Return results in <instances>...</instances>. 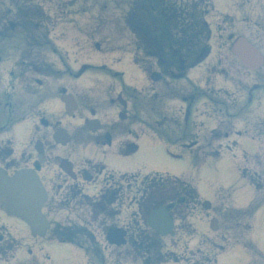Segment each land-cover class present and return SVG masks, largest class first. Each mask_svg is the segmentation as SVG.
I'll list each match as a JSON object with an SVG mask.
<instances>
[{
    "label": "rangeland",
    "instance_id": "374dc122",
    "mask_svg": "<svg viewBox=\"0 0 264 264\" xmlns=\"http://www.w3.org/2000/svg\"><path fill=\"white\" fill-rule=\"evenodd\" d=\"M103 5L110 3L115 5L109 0H83L82 6H86L89 9V13L86 15V21L81 22L79 19L73 22H64L62 25L56 26L50 34V38L56 42L58 48L64 49L62 52V59L64 58L69 61L71 69L77 67L79 58L82 57L81 62H84L85 59L87 62H92L96 64L107 63L114 67L115 69L125 70L130 64H133L129 58L124 57L121 63L117 62L119 54L106 55L110 53H105L103 51H97L94 47V43L91 42L92 35H95V38L100 36L94 32L96 25V7L98 5ZM231 0H219L220 6L225 7L226 4L230 6ZM48 5V3L46 4ZM78 5H80L78 3ZM255 19V18H254ZM256 21H263L262 24L258 23L254 28L247 29L244 33L251 39L253 42H256L259 45V48L264 52V19H258ZM119 27L113 24H107L105 27L104 35L105 37L109 36L114 38H120L121 33ZM118 29V31L116 30ZM109 33V34H108ZM85 35L87 40H79L82 36ZM120 35V36H119ZM73 40H78L77 44L73 43ZM87 45L84 48L83 52H80L78 47ZM69 51L70 56L67 57L66 52ZM60 53L57 55H50V60L55 63L56 69H65L64 62H60ZM233 57V56H232ZM229 56L227 60H224L221 65L216 64L215 71L212 74V81L206 84L201 83L202 91L206 94L212 91H218L215 96V105L216 107L220 106L223 96H220L221 93L226 92L224 89L220 90L221 87H230L234 90L233 83L243 82L244 84H251L253 82L259 81L261 75L263 74L264 79V70L260 69L257 75L253 73H248L243 67ZM76 61V62H75ZM204 65V64H203ZM202 65V66H203ZM136 68H140L136 65ZM204 69H200V72ZM228 71V72H225ZM60 74V73H59ZM55 80L56 85H67V86H76L80 87L79 90L86 91L88 94L97 96L99 91L102 93V88L104 87L103 82H109L110 79L106 77L100 70L92 71L87 73L82 79L74 81L66 75L59 76ZM128 80L137 86L139 89L143 90L145 87V79L142 74L139 72L133 73L127 71ZM126 74V75H127ZM216 74H219L217 76ZM199 77L201 73L198 74ZM229 76V77H228ZM227 78L230 79V83L227 81ZM200 80V79H199ZM203 99V100H202ZM195 105V109L192 112L193 116L196 114H201L202 111L206 110L208 104H212L211 101L202 98ZM212 99V98H211ZM205 103V106H204ZM251 106L241 115V118L244 121L249 123L257 122L258 119H261L263 116L264 119V90L253 92ZM213 105V104H212ZM262 105V112L261 107ZM236 111V110H235ZM236 113V112H235ZM146 114L145 111L140 113L141 118ZM222 119V123L219 125V129L216 131L214 136L209 140L204 139L202 130L199 128L195 130L198 134L197 138L199 145L193 148V153L198 154V156L204 157L211 154H217L216 150L220 149L222 152L229 144L228 140L223 139L224 134V123L225 117L222 113H219ZM202 117L198 116L196 121H201ZM237 122L235 123L241 130H244L243 121H239V118H236ZM141 121H137L140 124ZM78 122L74 121L72 126H75ZM144 129H148L147 126L142 125ZM211 122L208 123V128H210ZM131 141L135 142L138 146V150L129 156H118L117 158V168L124 172H137L141 174L159 172L175 176H184L191 180V183L197 186L199 195L202 198L214 199L218 196L217 191L220 188L224 190H230V197L228 202L219 201V199L212 202V209L207 211L203 208V201L200 200L199 205L196 209L197 217L194 220L197 227L198 236L202 234H207L208 236L197 237L192 241L190 239V233L193 231V226H189L188 217L184 221L178 222V236H180V242L177 241V238L166 237L163 238L167 245V248L178 253H185V256L190 258L192 256L193 262L197 261V264H202L200 258L210 259L213 256V251L219 247H224L226 250L228 248V239H231V233L227 234L226 224L230 222L229 218L233 214V207L241 208L247 206L254 198V189L253 187L245 180H243L238 171V164L243 161V154L255 155L260 153L261 145L257 140H254L249 134H243L237 138V150L234 151L236 157L233 154H222L220 158L215 156H208L206 158H199L198 163L195 165V157L192 156L189 152L182 154L180 158H175L173 154L179 152V146L176 144L169 145L168 142H164L158 139L157 136L140 134L137 132L135 138L132 137ZM208 145L210 146L209 148ZM72 145L70 144L65 150L71 151ZM214 152H206L205 150ZM73 152V151H72ZM78 156L83 155L82 152H77ZM219 156V155H218ZM22 159V157H21ZM245 166H241L243 169ZM116 168V169H117ZM117 169V170H118ZM254 170H249L252 172ZM143 177L139 176L136 181V190L141 187ZM127 182L125 181V184ZM95 192V191H93ZM92 193V192H91ZM64 202H60V197L53 193L48 202L47 208L45 209L46 214L48 215L51 222L64 223L68 218H72L73 215L65 209H61V205ZM229 203V204H227ZM118 216L115 217V224L122 226V224L129 225L130 217L128 214L136 209V206L128 208L127 204L124 206L120 205ZM138 211V210H137ZM133 216V215H132ZM212 217H217L219 220L220 228L217 231H211L209 227V222ZM137 218V217H133ZM138 219V218H137ZM112 219H104L102 228L112 223ZM253 231L250 235V241L256 246L257 250L264 256V205L261 206L255 213L253 218ZM14 225L15 223H11ZM23 230H25L24 223H19ZM19 230V228H18ZM51 232V231H50ZM239 234H244V228L241 226L237 231ZM0 235H6L5 231H0ZM96 238L102 248V253L105 257L103 264H115L114 260L119 256L115 248L108 245L105 239V232L100 230H95ZM8 239H13L11 242L12 250H8L3 257L0 258V264H28V263H38V264H100L98 260L92 262L87 258L84 252L80 249L74 247L71 244L67 243H58L56 241H50L51 234L44 238H33L31 235L26 233L13 232V235H8ZM178 244V248H173V244ZM201 252H197L198 250ZM122 251V250H121ZM120 251V252H121ZM90 258V257H89ZM218 264H261V261L257 257H252L251 253L244 249L242 246L237 245L233 248L222 252L217 257ZM91 262V263H89ZM166 264H182V263H166ZM209 264H213L210 262Z\"/></svg>",
    "mask_w": 264,
    "mask_h": 264
},
{
    "label": "flooded vegetation",
    "instance_id": "af4514ba",
    "mask_svg": "<svg viewBox=\"0 0 264 264\" xmlns=\"http://www.w3.org/2000/svg\"><path fill=\"white\" fill-rule=\"evenodd\" d=\"M15 1L16 3H22V5L13 6L8 0V5L0 10V58L5 61L11 58L18 61V64L14 66V70L9 71L8 79H6L7 69L0 73V131L6 129L8 125H15L23 118V114L30 116L35 123L39 119H43L39 115V103L48 99L50 93L47 86L41 95L40 87L44 88L45 84L43 81H39L38 76H44L43 73L49 70L46 69L45 65L39 64V58L40 53L56 52L47 48L50 45L49 39L40 38L39 29L46 25L50 28L52 22L84 18L87 14L86 8L74 5L75 0L70 1L69 4L54 2L52 5L54 12L51 11V7L45 9V7L33 6L32 10L30 4H35L34 0ZM140 7L143 8L144 16L140 26L144 31L143 45L146 49L145 52L140 50L137 52L136 55L139 60L179 62L183 61V57L188 56L190 51L192 52L191 55H194V49L190 48L189 41L183 37L182 8L172 7L169 5L168 0H143ZM106 8V6L101 7L96 16L100 23L104 20V10ZM50 13L53 14L49 15ZM47 15H49V20L52 21L49 24L45 20ZM106 40L101 39V42ZM218 44L223 46V43L218 42ZM200 45L205 46L207 42L199 41L198 50L199 53H202L204 49L201 50ZM35 56L37 63H30L29 61L33 60ZM165 73L163 74L168 79ZM35 76L37 77L35 78ZM35 84L36 89L34 88ZM171 84H173V81L169 78L168 82H165L161 87V92L166 95H176ZM124 91V94L123 92L121 95L118 93L106 100V105L112 108V117H109L112 122L106 123L107 129L95 135L94 138L96 144L101 145L103 148L108 143L107 133L111 134V143L108 149L113 148L116 143L114 138L117 137L120 128H115L117 125L119 127L121 125L117 123L119 114L122 115L123 121H128L129 124L135 118V95L126 88H124ZM108 93H110V90ZM99 108L104 110L102 107ZM108 112L110 111L108 110ZM50 126V122L44 125L47 129ZM34 134V136H37L35 140L42 143L40 147L43 149L45 157V162L39 170V175L45 186L57 190L58 194L71 202L78 191H83V183L87 174L91 175L92 181L98 182V176L95 177L93 172L96 170L101 174L104 169L103 167L99 169V163L95 159L88 157L72 158V154H66L63 151L57 152L55 147L50 146L49 133L46 130L41 132L39 128H35ZM11 141L10 138L0 139V166L9 173L22 168V166L34 168L39 158L37 151L34 150V152L29 153V156L17 161L15 152L9 148ZM87 143V139L82 138L80 144L86 145ZM8 156L14 161H8ZM65 159L71 163L70 174L62 170V163ZM71 170L74 172L72 176Z\"/></svg>",
    "mask_w": 264,
    "mask_h": 264
},
{
    "label": "water",
    "instance_id": "95a60500",
    "mask_svg": "<svg viewBox=\"0 0 264 264\" xmlns=\"http://www.w3.org/2000/svg\"><path fill=\"white\" fill-rule=\"evenodd\" d=\"M243 45L240 47L241 49H245L249 47L248 45L245 44ZM239 55L241 56L244 63H246L250 68H256L261 63V58L258 56V54L255 51L251 49H247L246 51L240 53ZM21 189H22V193L25 194L27 189V184L25 183L24 180L20 181L18 185L15 184V181L0 184V191H5L6 192L5 195H8L9 199L15 196L14 192H17V190L20 191ZM6 203L9 202L7 201ZM11 204H13V206L15 207L14 203L10 202V205ZM152 225L155 226L154 223H152Z\"/></svg>",
    "mask_w": 264,
    "mask_h": 264
}]
</instances>
